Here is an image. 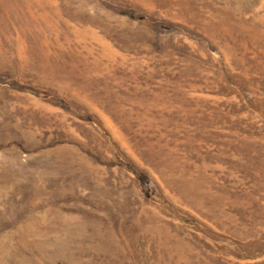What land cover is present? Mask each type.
Returning a JSON list of instances; mask_svg holds the SVG:
<instances>
[{
  "label": "rangeland",
  "instance_id": "rangeland-1",
  "mask_svg": "<svg viewBox=\"0 0 264 264\" xmlns=\"http://www.w3.org/2000/svg\"><path fill=\"white\" fill-rule=\"evenodd\" d=\"M0 264H264V0H0Z\"/></svg>",
  "mask_w": 264,
  "mask_h": 264
}]
</instances>
